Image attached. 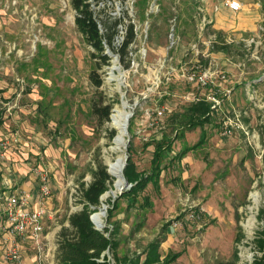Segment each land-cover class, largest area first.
<instances>
[{"label":"rangeland","instance_id":"374dc122","mask_svg":"<svg viewBox=\"0 0 264 264\" xmlns=\"http://www.w3.org/2000/svg\"><path fill=\"white\" fill-rule=\"evenodd\" d=\"M219 1L92 0L100 33L117 31L113 50L104 45L109 64L96 72L102 81L96 89L89 74L97 60L74 23L70 0H0V195L9 181L16 186L7 194H17L15 188L27 180L39 190L40 177H46L51 210L56 211L45 221V232H51L54 224L62 226L68 214L81 209L79 184L90 183V172L100 161L113 181L93 212H103L95 220L104 227H118L116 257L131 263L148 241L161 242L168 232L166 245L171 247L166 253L180 255L173 264H217L234 260V255L236 264L264 259L257 244L264 232L259 214L264 209V0H238L242 11L229 13L222 7L228 14L216 15ZM198 7L210 21L200 39ZM173 17L180 42L167 51ZM129 25L135 40L121 60L117 50ZM194 43L210 50L226 82L218 80L221 86L211 90L220 104L202 129L203 145L177 161L174 155L180 148L193 147L201 135L195 128L180 137V115L196 103L194 98L204 99L210 92L182 77L195 69ZM200 60L198 65L205 67L207 61ZM121 102L130 118L126 147L116 153L110 147L118 131L110 116L98 124L92 105H110L111 115ZM230 123L231 134L225 135ZM111 130L115 134L109 138ZM161 135L172 142V153L162 159L159 189L148 184L132 205L117 199L129 189L124 182L111 195L116 178L109 165L130 157L137 172L148 173L153 143ZM46 148L49 152L44 153ZM114 201L116 209L109 217ZM194 211L201 213L200 220L186 221L183 212ZM176 221L180 225L173 228ZM4 232L9 245L19 243L27 264H51V237L27 244ZM1 256L0 264H12L0 251Z\"/></svg>","mask_w":264,"mask_h":264},{"label":"trees","instance_id":"16d2710c","mask_svg":"<svg viewBox=\"0 0 264 264\" xmlns=\"http://www.w3.org/2000/svg\"><path fill=\"white\" fill-rule=\"evenodd\" d=\"M92 0H70V5L76 12L74 23L81 33L84 42L93 49L91 53L92 58L95 61V70L89 74V81L96 89L100 88L102 81L97 75V71L104 65L109 64V58L104 54V45L106 44L111 50H113V40L117 31L115 28L106 35H102L98 28V23L94 18L93 11L91 10ZM97 3L104 0H95ZM108 1V0H106ZM135 40V33L132 25L126 29L123 39L120 43V47L117 53L122 60L127 56L128 47L133 44ZM128 64L125 65V68ZM110 105H104L98 107L95 103L92 105V112L96 115L98 124H103L109 121ZM211 104L200 100L196 103H192L186 110L180 115V125L177 132L180 137L184 136V132L200 128L201 135L198 142L193 147H182L179 152L174 155V159L181 161L188 152L197 149L203 145L205 133L202 130L205 125L211 121ZM176 117L178 115H175ZM2 125L1 112H0V126ZM131 123H129V126ZM115 132L111 130L108 137L112 138ZM167 136H161L160 139H156L154 149L152 152V158L150 161V171L137 172L134 163L130 157L126 160L122 173L124 179L131 185L130 188L120 194L117 199L125 198L131 205L136 202V198L140 193L144 191L148 184H150L155 190L159 189V178L163 170L161 168L162 159L169 156L172 153V142ZM144 146H149L145 144ZM92 180L90 183H80L78 190V204L81 205L79 211L68 214L63 222L58 234L57 250L55 256L56 264H107L105 262H99L102 253L109 248L113 253V258L118 264H173L180 256L177 253L169 252L162 259L160 258L159 246L160 241L154 240L149 243L145 249V258L139 263L138 258L135 261H130L126 258L118 259L114 254L117 247V243L113 242V236L116 234V227L111 230L105 228L103 231H97L93 228V225L89 219L90 214L96 209L100 202V196L103 195L108 187L112 184V178L106 172V167L100 161H96V168L90 172ZM146 203V201H145ZM116 209L115 201L112 204V208L108 210V216L113 210ZM260 218L264 217V209L259 211ZM259 216V215H258ZM67 223L68 227L63 224ZM107 234V235H106ZM260 237L257 240L258 249L264 254V232H261ZM234 260L218 262L217 264H236L237 257L233 256ZM254 264H264V259L254 260Z\"/></svg>","mask_w":264,"mask_h":264},{"label":"built area","instance_id":"2783aa9c","mask_svg":"<svg viewBox=\"0 0 264 264\" xmlns=\"http://www.w3.org/2000/svg\"><path fill=\"white\" fill-rule=\"evenodd\" d=\"M222 2L229 10L233 12H239L241 9V5L237 0H223ZM196 15L198 19L200 18L201 27L199 28V34L197 35V38L200 39L203 28H205L206 25L210 24V21L206 19L204 10L200 7L197 8ZM170 24V29L167 35V51L176 49L180 42V36L177 32L176 17L172 18ZM123 36L124 35L121 36V41L123 39ZM198 43H194L190 47L191 52L195 57V69L190 71V73H188L187 75L183 73L182 77L188 83L195 85L197 88L210 91L207 92V95L204 99L194 98V101L198 102L200 100H204L205 102L210 103L211 109H213L219 106L220 100L215 96V93H211V90L213 88L221 86V82H219L218 80H222L223 83L226 82L224 81L225 76L222 71L218 69L217 65L211 58L210 50H200L198 47ZM203 44L206 45L205 43ZM200 58L207 61V65L203 68L198 65L201 62ZM253 94L254 92H251L250 96L253 97ZM158 114L161 115L160 112ZM235 118H238V116L235 115ZM235 126L237 125L235 124ZM231 131L232 125L230 123L226 125L224 134L230 135ZM12 142L17 143L18 139L12 137ZM40 180L42 185L39 188L36 205L33 203L31 196L25 192L6 195L3 193L0 195L5 204L2 214H0V219H4V221H0V230L4 229L2 231L6 230L12 235L19 237L23 241L31 240L35 244H37L38 240L42 236V233L44 232V221L49 214L47 213L46 209V201L50 196V188L47 184L46 177L41 176ZM130 186L131 185H129L128 187L130 188ZM34 206H36V208H33ZM195 212L197 211L191 213L183 212L184 219L191 223L199 221L201 218V213ZM95 214L96 213L92 212L89 216L93 228L97 231H103L105 228L111 230L110 227H104L103 223L101 224L102 221L98 222V220H95L93 218ZM179 225L180 222L178 221L172 223L173 228H177ZM3 244H8V246L3 245L2 247V252L3 256H5V259H8L12 264H23L19 243L13 241L10 242L9 245V242H7L6 238H4ZM97 261L105 262L107 264H118L114 260L113 253L109 248H107L102 253L101 258Z\"/></svg>","mask_w":264,"mask_h":264},{"label":"crops","instance_id":"0c3cea01","mask_svg":"<svg viewBox=\"0 0 264 264\" xmlns=\"http://www.w3.org/2000/svg\"><path fill=\"white\" fill-rule=\"evenodd\" d=\"M238 1V0H237ZM239 2V4L241 5V9H240V11H242L243 10V8H242V4L240 3V1H238ZM217 7H219V12L216 14V15H218V14H220V12L221 11H223V10H221V8L222 7H224V8H226L227 9V11L229 12V13H238V12H233V11H231V10H229L227 7H225V5L223 4V2L222 1H219L218 2V4L216 5ZM239 11V12H240ZM222 13H224V14H228L227 12H225V10L222 12ZM215 15V16H216ZM258 77H259V75H258ZM257 77V78H258ZM256 80V79H255ZM256 82H259V80H256ZM234 86V85H233ZM246 87H250V86H248V85H246ZM251 92H253V91H248V94L250 95V93ZM1 115H2V113H1ZM2 120V119H1ZM162 136V135H161ZM25 147L24 148H22V149H25L26 147H27V144L26 143H24L23 144ZM39 151V150H38ZM32 152H35V154L37 155V154H39V153H36V151L35 150H32ZM46 152H49L48 151V149L46 148L45 149V152L44 153H46ZM38 156V155H37ZM4 184H9V185H7V187L5 186V187H3V190L5 191L4 192V194L6 195L7 193H11L10 192V190H11V188H12V186L14 187V186H16V183H12L11 181H9L8 183H4ZM17 190H19V192L21 193V192H23V191H25V193H28L30 196H31V198H32V201H33V203L36 205V201H37V197H38V194H39V190H37V187H35L34 185H32V182H29L28 180L27 181H25L20 187H17V188H15V190H14V192L15 191H17ZM8 191V192H7ZM3 194V193H2ZM4 200L0 197V214H2V211H3V209H4ZM33 208H36V206H34ZM46 209H47V213H49L48 214V216L45 218V221L47 220V219H49L50 217H51V214H53L54 212H56V211H53V210H51V197L49 198V199H47V201H46ZM45 221H44V223H45ZM65 227H68V224L67 223H64L63 224ZM113 227H111V229H112ZM45 229H46V227H45ZM44 229V233L45 234H42V239H41V241H45V240H50V237H51V251H52V254H51V264H55V250H56V248H57V241H58V234H59V231H60V229H61V226L60 225H55L54 224V226L53 227H51V232H45L46 230ZM121 229H122V227H121ZM116 231H117V235L115 236H113V242L114 243H117V247H118V242H119V238H120V236H119V230H118V227H116ZM176 232V231H175ZM174 232V233H175ZM168 232H166L165 234H163L164 236H165V239H163L162 241H161V243H160V246H159V253H160V258L162 259L167 253V248H170L171 247V245H170V243H169V247L166 245L168 242H169V240H168V234H167ZM173 233V234H174ZM5 236H6V234H5V232L4 231H2V230H0V251L2 252V247H3V241H4V238H5ZM155 240V239H154ZM154 240H150V241H148L146 244H145V246L147 247V245L149 244V243H151V242H153ZM26 243L28 244V243H33L31 240H27L26 241ZM35 244V243H34ZM117 247H116V249H117ZM146 247H145V249H146ZM115 249V250H116ZM145 251V250H144ZM23 257V256H22ZM118 258V257H117ZM123 258H125V257H123ZM144 258H145V252H142L141 253V256H139L138 257V261H139V263H141L143 260H144ZM1 259H2V256H1V258H0V261H1ZM118 259H120V258H118ZM122 259V258H121ZM179 258H177V260H178ZM23 264H27L26 263V261H25V258H23ZM35 262H36V259H35Z\"/></svg>","mask_w":264,"mask_h":264},{"label":"bare ground","instance_id":"6f19581e","mask_svg":"<svg viewBox=\"0 0 264 264\" xmlns=\"http://www.w3.org/2000/svg\"><path fill=\"white\" fill-rule=\"evenodd\" d=\"M127 105L125 102H121L119 107H116L113 110V113L110 115V123L111 126L114 127L118 134L113 140V146L110 147V151L116 153H122L124 148L126 147L125 137L128 121L130 118V113L126 111ZM124 161L121 157L117 158L116 161L109 165V171L112 175L115 176L116 182L114 184L115 191L111 192V195H115L118 191L121 190L122 185H124V181L122 179V169H123ZM100 211L96 213L93 218L103 217V212Z\"/></svg>","mask_w":264,"mask_h":264},{"label":"water","instance_id":"95a60500","mask_svg":"<svg viewBox=\"0 0 264 264\" xmlns=\"http://www.w3.org/2000/svg\"><path fill=\"white\" fill-rule=\"evenodd\" d=\"M126 165V163L124 162V166ZM123 179V181H124V183H125V187L127 188L130 184L126 181V180H124V178H122ZM121 194V193H120Z\"/></svg>","mask_w":264,"mask_h":264}]
</instances>
